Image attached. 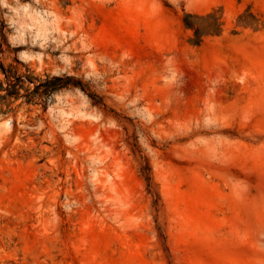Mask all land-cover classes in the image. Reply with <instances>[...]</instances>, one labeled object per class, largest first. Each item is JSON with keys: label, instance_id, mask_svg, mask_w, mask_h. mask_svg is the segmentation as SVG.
I'll use <instances>...</instances> for the list:
<instances>
[{"label": "rangeland", "instance_id": "rangeland-1", "mask_svg": "<svg viewBox=\"0 0 264 264\" xmlns=\"http://www.w3.org/2000/svg\"><path fill=\"white\" fill-rule=\"evenodd\" d=\"M0 264H264V0H0Z\"/></svg>", "mask_w": 264, "mask_h": 264}]
</instances>
